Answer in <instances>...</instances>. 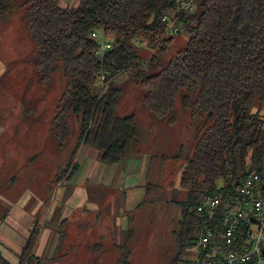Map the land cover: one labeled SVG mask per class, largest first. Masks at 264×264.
Here are the masks:
<instances>
[{"label":"trees","instance_id":"trees-1","mask_svg":"<svg viewBox=\"0 0 264 264\" xmlns=\"http://www.w3.org/2000/svg\"><path fill=\"white\" fill-rule=\"evenodd\" d=\"M16 1L0 0V19L13 12ZM61 1L23 0L20 6L41 80L49 81L58 63L63 65L66 87L51 126L60 146L72 137L74 116L80 125L76 152L82 145L93 147L110 165L139 144L136 115L117 114L123 90L114 82L132 68L153 117H167L179 100L192 118L212 122L182 171L187 201L181 203L182 225L169 263L180 264L198 239L195 230L202 220L195 207L204 196L235 192L249 175L264 174V119L254 112L264 106V0H80L77 7H62ZM183 1L192 2L193 10H180ZM174 12L189 39L163 63L173 43L163 17ZM98 30L114 36L112 49L102 55L96 52L107 42L91 37ZM144 41L156 49L149 60L141 53ZM147 60L149 67L141 68ZM150 69L157 71L150 74ZM219 180L225 182L221 189ZM216 225L208 222V229L215 232ZM38 229L36 223L18 264H35ZM0 264H11L1 252Z\"/></svg>","mask_w":264,"mask_h":264},{"label":"rangeland","instance_id":"rangeland-1","mask_svg":"<svg viewBox=\"0 0 264 264\" xmlns=\"http://www.w3.org/2000/svg\"><path fill=\"white\" fill-rule=\"evenodd\" d=\"M79 1L62 0L59 5L76 7ZM22 2L17 0L13 12L0 19V65L5 66L0 74V221L11 215L15 218L17 213L24 211L31 217L29 225L24 224L25 231L30 234L36 223L40 231L44 206L53 199L57 180L68 167L72 168L74 154L81 153L82 149L75 151L80 129L75 116L72 117V137L65 145L60 146L50 132L66 87L63 65L58 63L49 81L41 80L35 69L37 51L23 24ZM172 29L167 39L173 38V43L162 58L163 63L185 49L189 39V33L179 23L176 22ZM97 34L103 43L114 40L113 35L105 36L101 30ZM141 45L142 55L149 60L156 52L155 47L146 41ZM149 64L148 61L141 68H148ZM156 71L150 69L149 72ZM136 73L137 68H132L114 79L123 90L117 114L136 115L139 130L136 147L153 155L150 183L158 193L154 200L147 199L141 215L134 216L132 236L119 232L117 239L120 240L114 243L87 239L80 244L87 248L73 251L78 257L66 258V264H169L175 256L182 225L181 203L187 201L188 193L180 184L181 174L198 137L212 122L205 117L192 118L179 100L174 112L167 117H153L143 104L144 92L137 85ZM254 112L264 119V106H256ZM224 184V180L217 182L219 189ZM178 187L180 190L176 191ZM91 200L92 189L89 188L87 202ZM39 201L43 206L33 209ZM23 203L26 204L23 206ZM92 229L93 222L86 227L87 232ZM198 235L199 227L195 237ZM95 245H101V249L88 248ZM61 249L64 251L63 245L59 247L56 263L61 261ZM126 252L129 254L127 260Z\"/></svg>","mask_w":264,"mask_h":264},{"label":"crops","instance_id":"crops-1","mask_svg":"<svg viewBox=\"0 0 264 264\" xmlns=\"http://www.w3.org/2000/svg\"><path fill=\"white\" fill-rule=\"evenodd\" d=\"M4 71L5 66L0 65V74ZM80 149L81 153L74 154L72 168L68 167V172L66 170L57 180L53 199L44 206L43 226L32 253L35 264H66V258L73 256V251L87 248L80 247L87 239L114 243L120 240L117 239L119 232L132 236L134 216L141 215L147 199L154 200L158 193L150 183L153 155L148 151L134 146L120 162L109 165L101 161L97 149L84 145ZM89 188L92 189V200L87 202ZM179 190L180 187L176 191ZM42 206L43 202L39 201L31 207L38 210ZM28 215L23 211L15 218L11 215L0 221V252L11 264L19 263L30 235L24 226L31 221ZM115 217L120 220L115 221ZM92 222L94 229L87 232L86 227ZM61 245L64 251L61 249V261L56 263ZM88 248L99 251L101 245Z\"/></svg>","mask_w":264,"mask_h":264},{"label":"built area","instance_id":"built-area-1","mask_svg":"<svg viewBox=\"0 0 264 264\" xmlns=\"http://www.w3.org/2000/svg\"><path fill=\"white\" fill-rule=\"evenodd\" d=\"M193 8L192 2L183 1L180 10ZM178 12L163 17L169 31ZM91 37L98 39L97 32ZM111 49L107 42L96 53L102 55ZM98 82L103 89L102 78ZM195 211L202 220L198 239L187 248L188 255L180 264H264V174L249 175L235 192L205 195ZM213 221L219 224L215 232L208 229V222Z\"/></svg>","mask_w":264,"mask_h":264}]
</instances>
